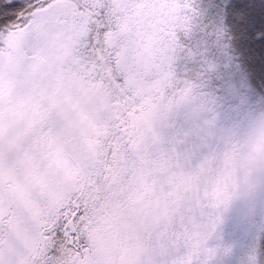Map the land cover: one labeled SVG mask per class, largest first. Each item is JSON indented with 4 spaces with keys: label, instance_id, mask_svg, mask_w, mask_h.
Instances as JSON below:
<instances>
[{
    "label": "snow or ice",
    "instance_id": "snow-or-ice-1",
    "mask_svg": "<svg viewBox=\"0 0 264 264\" xmlns=\"http://www.w3.org/2000/svg\"><path fill=\"white\" fill-rule=\"evenodd\" d=\"M194 15L190 0H0V264H222L241 180L257 208L239 223L264 236V94L226 86V116L177 74ZM237 23L264 48V27Z\"/></svg>",
    "mask_w": 264,
    "mask_h": 264
},
{
    "label": "trees",
    "instance_id": "trees-1",
    "mask_svg": "<svg viewBox=\"0 0 264 264\" xmlns=\"http://www.w3.org/2000/svg\"><path fill=\"white\" fill-rule=\"evenodd\" d=\"M196 15L192 18L189 36L180 34L184 52L176 61L177 74L195 79L209 96L216 97L224 109L234 103L225 97L228 85L240 87L241 91L252 90L264 94V48L253 46L248 36L237 23L247 17L256 27H264V0H190ZM219 33V34H218ZM206 62L214 67L208 69ZM258 245L264 247V236L259 233ZM235 260L233 264H238Z\"/></svg>",
    "mask_w": 264,
    "mask_h": 264
},
{
    "label": "rangeland",
    "instance_id": "rangeland-1",
    "mask_svg": "<svg viewBox=\"0 0 264 264\" xmlns=\"http://www.w3.org/2000/svg\"><path fill=\"white\" fill-rule=\"evenodd\" d=\"M225 115H231L227 108L225 109ZM221 119L222 127L218 132V137L221 139V142H223V139L230 135L229 130L232 127V121L223 117ZM164 122V117H160L158 119V124H162ZM256 208V192L253 189H250L247 183L241 180L237 188V197L233 200L231 206L227 209V211L221 209L223 214V223L220 225L218 230L219 238L223 244L232 245L234 247L233 255L230 258L225 259L222 264H233L235 260L241 259L247 248L254 242H257L259 232L254 228L251 232L246 233L244 227L239 223V218L242 216H253Z\"/></svg>",
    "mask_w": 264,
    "mask_h": 264
}]
</instances>
